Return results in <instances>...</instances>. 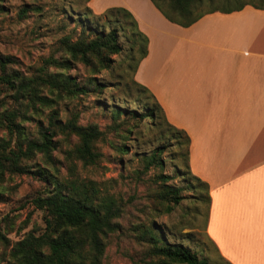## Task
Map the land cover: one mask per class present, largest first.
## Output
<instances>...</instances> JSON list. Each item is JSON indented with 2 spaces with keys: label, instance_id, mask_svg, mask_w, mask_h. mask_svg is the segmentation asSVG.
Here are the masks:
<instances>
[{
  "label": "trees",
  "instance_id": "trees-1",
  "mask_svg": "<svg viewBox=\"0 0 264 264\" xmlns=\"http://www.w3.org/2000/svg\"><path fill=\"white\" fill-rule=\"evenodd\" d=\"M151 1L167 20L184 27L212 12L196 10L201 0ZM253 6L264 9V6ZM88 11L93 14L89 6ZM24 12L21 11L22 16ZM93 15L97 20L102 19V24L92 29L94 35L75 40L61 38L56 47L58 55L50 54L37 74L26 76L20 73L13 68L15 61L12 57L0 54V94L5 93L8 98L7 103L0 105V125L7 132L6 138H0V173L30 174L43 183L42 190L32 197L31 203L42 211L44 222L43 231L38 234L29 232L11 245L5 264H101L105 247L102 237L114 229V219L122 215L125 205L131 201V198L124 201L118 193L101 190L95 181L60 177L52 156L59 145V137L74 138L73 148L67 156L85 165L97 164L102 152L95 147V142L103 132L96 124H78L77 115L61 120L56 106L65 99L100 96L104 92L107 84L97 75L110 67L112 55L121 52L120 32L126 33L128 26L133 33L125 35L130 41L129 59L134 61L133 75L147 54L148 38L138 29L128 10L109 7ZM136 54L139 56L134 60ZM76 63L87 68L91 76L78 79L70 74L68 71ZM135 83L146 93L144 98L149 103L144 105L143 112L115 105L112 114L117 120L126 119L123 114H129L127 119L135 122L128 126L113 122L111 137L117 141L111 140L110 147L120 155L127 153L131 135L138 133L133 128L137 129L141 120H147L154 127L152 129L163 126L159 138L165 144H158L142 157L143 169L137 170V177L151 167L163 166L161 154L167 145H174L177 150L184 148L185 173L203 185L208 202L207 185L189 169L188 136L168 122L155 96ZM25 122H33L34 129L30 131ZM39 160L43 163L40 164ZM158 178L162 181L154 190L152 199L169 212L179 202L181 189L165 183L170 178L168 175L160 173ZM139 232L141 239L148 243L149 255L155 258V264H210L182 242H172L164 237L154 222L149 226L140 224ZM0 240L7 241V238L0 233Z\"/></svg>",
  "mask_w": 264,
  "mask_h": 264
},
{
  "label": "rangeland",
  "instance_id": "rangeland-1",
  "mask_svg": "<svg viewBox=\"0 0 264 264\" xmlns=\"http://www.w3.org/2000/svg\"><path fill=\"white\" fill-rule=\"evenodd\" d=\"M0 4V54L12 57L13 68L26 76L37 74L50 54L58 55L56 47L61 38H90L94 35L92 29L102 24V19L97 20L93 15L94 11L93 14L88 11L85 0H1ZM243 4L264 6V0H201L196 10L225 11ZM22 10H25L23 16ZM128 34H133L129 26L126 33L120 32L121 52L112 55L110 67L97 75L107 84L104 92L100 96L65 99L56 106L61 120L77 115L78 124H96L103 132L95 142V147L102 152V158L95 165L69 158L67 153L75 140L59 137V145L52 153L59 176L92 180L101 190L118 193L124 201L131 198L122 215L114 219V229L102 237L105 247L101 264H155V258L149 255L148 243L141 239L139 232L140 224L149 226L151 222L164 237L182 242L200 259H207L210 264H225L205 235L206 192L199 181L185 173L184 148L177 150L174 145H167L161 154L163 166L151 167L137 177V170L143 169L142 157L158 144H165L159 138L164 127L152 129L154 127L147 120H141L137 129L133 128L138 133L131 135L127 143L129 150L123 155L109 145L111 140L117 141L111 137L113 122L125 126L135 122L127 119L129 114H123L126 119L117 120L112 114L115 105L143 112L144 105L149 103L144 98L146 93L133 78L134 61L129 59L130 41L125 37ZM138 56L134 55V60ZM68 72L78 79L91 76L80 63ZM7 102L5 93H1L0 105ZM25 125L30 131L34 129L33 122H25ZM6 137L7 132L0 125V138ZM160 173L170 176L166 184L181 189L179 202L169 212L152 199L162 181L158 178ZM42 188L43 183L30 174L0 173V233L7 238L5 246L0 240V264L6 263L12 244L29 232L43 231V213L31 203L32 197Z\"/></svg>",
  "mask_w": 264,
  "mask_h": 264
},
{
  "label": "crops",
  "instance_id": "crops-1",
  "mask_svg": "<svg viewBox=\"0 0 264 264\" xmlns=\"http://www.w3.org/2000/svg\"><path fill=\"white\" fill-rule=\"evenodd\" d=\"M128 10L148 38L133 75L189 138L188 165L208 187L205 235L225 264H264V9L243 4L189 26L151 0H89Z\"/></svg>",
  "mask_w": 264,
  "mask_h": 264
}]
</instances>
